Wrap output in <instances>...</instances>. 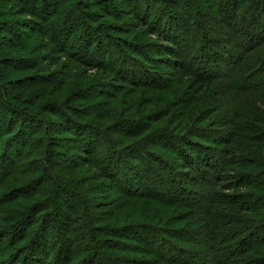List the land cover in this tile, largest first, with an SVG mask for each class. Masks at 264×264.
<instances>
[{
	"label": "trees",
	"instance_id": "obj_1",
	"mask_svg": "<svg viewBox=\"0 0 264 264\" xmlns=\"http://www.w3.org/2000/svg\"><path fill=\"white\" fill-rule=\"evenodd\" d=\"M210 1L200 60L159 0H0V264H264V0Z\"/></svg>",
	"mask_w": 264,
	"mask_h": 264
},
{
	"label": "rangeland",
	"instance_id": "obj_2",
	"mask_svg": "<svg viewBox=\"0 0 264 264\" xmlns=\"http://www.w3.org/2000/svg\"><path fill=\"white\" fill-rule=\"evenodd\" d=\"M103 3H105V4H103L105 6V8H108V9H110L112 7L113 8H119L115 4L114 0H103ZM210 3L213 5L214 2L212 3V1H210V0H190V1H187V0H183V1H180V0H165V1L159 0V2L155 4L156 8H157L156 10L160 11V13L161 12H163V13H169L170 12V15L173 16V14H175V17L177 19L182 21L183 20L182 18H184V20L187 21V22L182 21L183 24L181 26H179L177 28V30H178V32L181 33L182 37L186 39V41H187L186 46L187 47L189 46L192 48L194 47L197 50V52L196 51L195 52H196V55L199 56L200 60L203 58V52L201 53L200 49H199L200 43L198 42L199 41V38H198L199 35H198L197 25L192 26L190 21L188 22V19H187L188 17L185 18V16H187V13L190 14V12L192 13V15H195V10L198 9V11H200L203 14L205 19H207V16H210L214 19L213 22H215L216 20H221L222 16H220L217 12L214 14L211 13L210 9H211L212 5L209 6ZM152 4H154V3H152ZM201 19H202V16H201ZM195 21H196V23L199 22L200 24H202L204 20L202 19V20L197 21V19H195ZM120 24H122V22H120ZM209 24H211V23H209ZM224 32L226 33L225 30H224ZM150 41L155 42V39L151 38ZM161 44L166 45V42L164 41ZM146 54L151 57L153 55V52L146 50ZM156 168L159 169V167H156ZM126 171H128V170L126 169ZM128 173H129V171H128ZM130 174L132 177H134L133 172L130 171ZM141 175H142V173H141ZM39 178L40 177H38V179ZM167 186L168 185H166V186L162 185L160 187V189L163 188L166 190ZM68 192L73 193V191H70V190H68ZM75 194H76V192H75ZM55 205L57 206L58 214H59V212L61 213V216L57 215L55 220L58 219V221L61 222L60 218L64 215L63 212H65V210L63 209V205L60 203V201L58 199H56ZM116 228H118V227H116ZM121 230H122V228H121ZM120 234H122V232H120ZM132 239L133 240L131 241V243H134L136 245H140V242L136 241V238H132ZM162 239H165L166 242L169 241V239H166L165 237ZM111 240H113V239H111ZM151 240L155 241V239H151ZM116 241H118L119 243H122V240L117 239ZM128 243H130V242H128ZM121 250H122V248H121ZM121 257H122V253H121ZM145 259L148 260L147 258H145Z\"/></svg>",
	"mask_w": 264,
	"mask_h": 264
}]
</instances>
